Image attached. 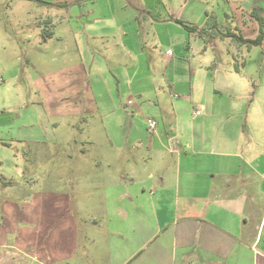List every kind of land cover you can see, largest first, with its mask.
I'll return each mask as SVG.
<instances>
[{"label": "crops", "instance_id": "1", "mask_svg": "<svg viewBox=\"0 0 264 264\" xmlns=\"http://www.w3.org/2000/svg\"><path fill=\"white\" fill-rule=\"evenodd\" d=\"M43 1L57 11L44 20L51 31L27 37L26 69L45 114L27 115L17 140L46 142L71 116L108 142L86 168L118 221L108 222L113 264H264V86L249 81L247 62L241 76L221 57L230 34L257 37L251 11L264 0ZM14 125L0 120V143ZM82 166L55 164L46 177L70 188L36 198L16 180L4 184L0 264H79Z\"/></svg>", "mask_w": 264, "mask_h": 264}, {"label": "rangeland", "instance_id": "2", "mask_svg": "<svg viewBox=\"0 0 264 264\" xmlns=\"http://www.w3.org/2000/svg\"><path fill=\"white\" fill-rule=\"evenodd\" d=\"M40 1L0 0V120L15 122L13 130H4L2 134L7 139L6 144L0 143V194H2L0 198H9L1 193V190L6 187L4 184L7 181L14 180L17 181L14 183L16 188L26 189V197L29 196L27 194H35L34 198H36L39 193H47L58 187L68 189L70 188L68 179L66 184L57 185L52 177L49 180L46 175L52 169L55 172L54 166L57 163H62L67 168L64 172H68L71 162L79 161L84 166L81 167V174H75V176L82 177L80 181L83 182L78 187L79 193L74 195V202L79 206L76 219L80 252L74 260L79 264H113L115 255L111 245L112 235L109 231L114 228L112 224L115 220L118 221L117 218L106 216L105 190L101 185H97L94 186L93 193L92 185L88 180L98 178L92 177L91 166L86 168L93 159L96 160L110 151L108 142L104 140V137H92L86 122L74 120L71 116L59 121L58 130L46 132V142L31 143L26 147V141L17 140L18 136L23 137L24 133L26 135L27 115L38 117L45 114L38 97L35 96V89L26 69L28 66L27 37L34 38L38 33L45 35L47 31H51L52 27L49 26L48 29L44 20L57 11L50 4L43 5ZM215 5L208 4L210 8ZM227 11L228 8L224 3L219 2L216 6L215 12L220 15V20L226 19L224 15ZM209 13L210 16H216L214 12L209 11ZM231 28L233 29V25L225 24L224 30ZM234 41L235 39L230 37L229 41L222 46L224 53L221 57L241 71V76L246 72L245 62H247V65L253 68L249 81H256V85L263 87L264 74L260 72V63L256 61L264 56V44L258 46L262 54L254 53V61L249 62L246 57L253 45L248 46L238 42L237 44L242 46L239 49L235 43L237 41ZM228 50L236 56H231ZM256 85H252L250 91L255 89ZM48 119L53 121L56 118L49 113ZM60 171L58 170V173ZM10 193L14 195L17 192ZM27 212L30 215V211ZM110 219L114 222L111 221L109 226Z\"/></svg>", "mask_w": 264, "mask_h": 264}, {"label": "trees", "instance_id": "3", "mask_svg": "<svg viewBox=\"0 0 264 264\" xmlns=\"http://www.w3.org/2000/svg\"><path fill=\"white\" fill-rule=\"evenodd\" d=\"M40 3L43 5L52 4V3L45 2L42 0L40 1ZM251 15L259 22V25H260V29H259V33L257 37L254 39H245L241 35H238V34L237 35L230 34L229 37L235 39V41L240 42L242 44H248V46H251V45L262 46L264 44V8L260 6H255L251 11ZM184 25L191 32H195V30H197L198 28L196 26H192L189 24H184Z\"/></svg>", "mask_w": 264, "mask_h": 264}, {"label": "built area", "instance_id": "4", "mask_svg": "<svg viewBox=\"0 0 264 264\" xmlns=\"http://www.w3.org/2000/svg\"><path fill=\"white\" fill-rule=\"evenodd\" d=\"M168 53H171V52L168 51ZM196 114H200V112L196 111ZM157 123L158 122L156 120L152 119V118H148V120H147L148 128L151 129V130H153V129H155L157 127Z\"/></svg>", "mask_w": 264, "mask_h": 264}]
</instances>
